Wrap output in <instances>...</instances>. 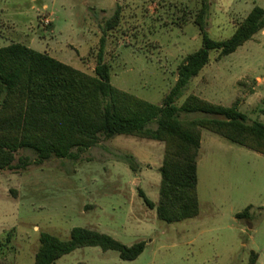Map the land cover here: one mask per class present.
Here are the masks:
<instances>
[{"label":"rangeland","instance_id":"374dc122","mask_svg":"<svg viewBox=\"0 0 264 264\" xmlns=\"http://www.w3.org/2000/svg\"><path fill=\"white\" fill-rule=\"evenodd\" d=\"M203 3L206 32L215 41L229 39L252 8L264 9V0H0V48L22 43L93 75L104 36L111 85L160 105L178 66L202 44L192 18L182 27L170 22L184 9L194 15ZM117 6L120 25L104 34ZM217 57L211 54L177 106L195 95L224 107L237 104L249 122L264 124V30L233 54ZM163 149L162 143L115 136L101 138L78 161L51 158L38 165L31 152H19L16 160L27 156L31 163L0 171V264H34L40 233L67 240L76 227L126 246L144 242L145 249L126 262L115 251L81 248L54 264H249L252 252L256 264H264V156L202 130L198 215L167 224L139 197L141 191L157 204ZM125 156L135 159V172Z\"/></svg>","mask_w":264,"mask_h":264},{"label":"trees","instance_id":"16d2710c","mask_svg":"<svg viewBox=\"0 0 264 264\" xmlns=\"http://www.w3.org/2000/svg\"><path fill=\"white\" fill-rule=\"evenodd\" d=\"M207 11L208 4L203 3L194 15L184 9L179 11L181 16L170 22L182 27L187 18H192L202 44L178 66L175 84L160 105L111 85L109 65L103 62L104 36L100 39L101 50L93 75L22 43L1 47L0 171L26 168L31 163L27 156L16 160L21 151L31 152L39 165L51 158L78 161L80 154L96 146L101 138L129 136L154 141L164 146L159 200L155 204L141 191L139 197L148 209L156 212L158 220L167 224L196 217L202 130L264 156V124L249 122L237 104L224 107L195 95H188L179 106L176 104L190 81L210 63L212 53H217L220 60L264 30V9L256 6L235 26L229 39L215 41L206 32ZM121 19L122 8L117 6L105 22L103 33L116 29ZM197 113L205 117L180 118L181 114ZM123 162L136 171L133 157L125 156ZM249 209L236 218L246 217ZM38 243L34 264H54L81 248L115 251L120 260L131 262L145 249L144 242L126 246L109 235L80 227L73 228L67 240L40 233ZM2 248L0 242V252ZM257 258L252 252L249 264H256Z\"/></svg>","mask_w":264,"mask_h":264},{"label":"crops","instance_id":"0c3cea01","mask_svg":"<svg viewBox=\"0 0 264 264\" xmlns=\"http://www.w3.org/2000/svg\"><path fill=\"white\" fill-rule=\"evenodd\" d=\"M45 54H47L49 56V53L45 52ZM51 57V56H50ZM53 58V57H52Z\"/></svg>","mask_w":264,"mask_h":264}]
</instances>
